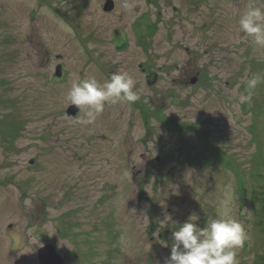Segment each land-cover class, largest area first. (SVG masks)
I'll return each instance as SVG.
<instances>
[{
    "label": "rangeland",
    "instance_id": "1",
    "mask_svg": "<svg viewBox=\"0 0 264 264\" xmlns=\"http://www.w3.org/2000/svg\"><path fill=\"white\" fill-rule=\"evenodd\" d=\"M113 1L0 0V264H39L48 244L65 264H163L179 224L203 226L227 193L249 235L240 264H264V82L239 103L264 78L239 19L264 3L205 0L219 14L202 31L182 0ZM118 71L139 100L86 126L66 114L74 81Z\"/></svg>",
    "mask_w": 264,
    "mask_h": 264
},
{
    "label": "clouds",
    "instance_id": "2",
    "mask_svg": "<svg viewBox=\"0 0 264 264\" xmlns=\"http://www.w3.org/2000/svg\"><path fill=\"white\" fill-rule=\"evenodd\" d=\"M239 31L251 37L255 45L264 47V7L251 4L240 16ZM262 82L261 76H250L245 82L246 94L239 96V103L250 102L252 90ZM67 99L70 106L83 112L76 123L86 126L95 123L106 104H133L140 96L135 79L126 71H118L103 83L95 77L74 81ZM231 200V193H227L220 201L221 210L216 217L203 226L197 223L194 214L179 224L178 230L171 233L170 255L165 257L163 264H240L238 250L244 247L249 235L244 223L228 211ZM153 236L159 240V232H154ZM164 246L167 247V243Z\"/></svg>",
    "mask_w": 264,
    "mask_h": 264
},
{
    "label": "flooded vegetation",
    "instance_id": "3",
    "mask_svg": "<svg viewBox=\"0 0 264 264\" xmlns=\"http://www.w3.org/2000/svg\"><path fill=\"white\" fill-rule=\"evenodd\" d=\"M183 1V10L187 13V15L190 17V18H194V17H197L198 20H199V23L202 22V26L200 25V30H204L205 27H206V11L208 12L207 14V17H209V19L211 18H215L218 16L219 12H218V8H217V4L216 2L214 1V4H212L210 6V10H206L205 9V6H206V1L205 0H182ZM184 5H186V7H184ZM176 9V8H175ZM206 13V14H205ZM203 20V21H202ZM212 20V19H211ZM192 23H196V24H199L197 23L196 19L194 18V21H191ZM202 27V28H201ZM148 63V62H147ZM147 70V69H145ZM150 73V72H149ZM151 148H147L146 149V152H145V155H149L151 153ZM157 160V158H156ZM152 166L153 165H150L149 168H150V171L152 170ZM141 172V169H139L136 173V175L140 174Z\"/></svg>",
    "mask_w": 264,
    "mask_h": 264
},
{
    "label": "water",
    "instance_id": "4",
    "mask_svg": "<svg viewBox=\"0 0 264 264\" xmlns=\"http://www.w3.org/2000/svg\"><path fill=\"white\" fill-rule=\"evenodd\" d=\"M114 8V3L112 0H108L105 4V10L111 11ZM57 76H61V66L57 67L56 70ZM196 80H193V83H195ZM78 112V109L76 106H71L68 109V114L71 117H74L76 113ZM33 163V161L31 162ZM38 262L39 264H65L64 259L62 256L56 251V248L52 244L45 245L41 248H39L37 252Z\"/></svg>",
    "mask_w": 264,
    "mask_h": 264
}]
</instances>
